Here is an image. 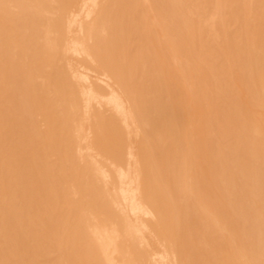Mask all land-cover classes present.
<instances>
[{
  "label": "bare ground",
  "instance_id": "1",
  "mask_svg": "<svg viewBox=\"0 0 264 264\" xmlns=\"http://www.w3.org/2000/svg\"><path fill=\"white\" fill-rule=\"evenodd\" d=\"M0 264H264V0H0Z\"/></svg>",
  "mask_w": 264,
  "mask_h": 264
}]
</instances>
